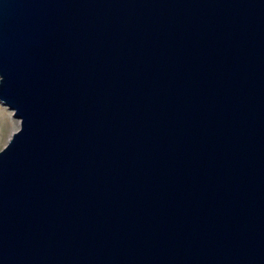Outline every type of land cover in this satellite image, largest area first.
Masks as SVG:
<instances>
[{
  "label": "water",
  "instance_id": "water-1",
  "mask_svg": "<svg viewBox=\"0 0 264 264\" xmlns=\"http://www.w3.org/2000/svg\"><path fill=\"white\" fill-rule=\"evenodd\" d=\"M0 264H264V0H0Z\"/></svg>",
  "mask_w": 264,
  "mask_h": 264
},
{
  "label": "rangeland",
  "instance_id": "rangeland-1",
  "mask_svg": "<svg viewBox=\"0 0 264 264\" xmlns=\"http://www.w3.org/2000/svg\"><path fill=\"white\" fill-rule=\"evenodd\" d=\"M0 151L8 144L12 135L19 130L20 124L17 119L12 117L11 110L0 102Z\"/></svg>",
  "mask_w": 264,
  "mask_h": 264
},
{
  "label": "bare ground",
  "instance_id": "bare-ground-1",
  "mask_svg": "<svg viewBox=\"0 0 264 264\" xmlns=\"http://www.w3.org/2000/svg\"><path fill=\"white\" fill-rule=\"evenodd\" d=\"M11 113H12V117L14 118V115H13V112H12V111H11ZM0 122H1V121H0ZM18 122H19V121H18ZM1 127L4 128V124H2ZM3 128H2V129H3ZM0 129H1V128H0ZM2 129H1V130H2Z\"/></svg>",
  "mask_w": 264,
  "mask_h": 264
}]
</instances>
